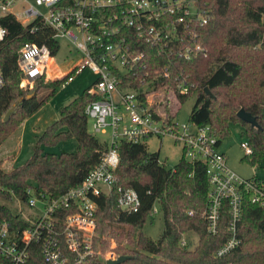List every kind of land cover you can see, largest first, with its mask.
<instances>
[{"label": "trees", "instance_id": "1", "mask_svg": "<svg viewBox=\"0 0 264 264\" xmlns=\"http://www.w3.org/2000/svg\"><path fill=\"white\" fill-rule=\"evenodd\" d=\"M202 2L209 11V20L200 30V41L206 52L185 59L160 52L144 42L140 49L146 51L147 67L139 68L140 72L130 79L134 86H142L153 79L157 89L165 90L164 108L172 117L185 100L195 94L189 120L200 125L210 124L219 144L230 133L231 123H241L242 135L252 148L245 159L253 165L260 164L264 158V0ZM0 22L7 29L0 42V68L5 77L0 90L1 145L23 120L56 94L65 77L46 80L41 76L33 88L25 89L21 85L23 72L17 63L19 49L26 42L45 43L55 55L60 42L53 37L52 28L40 19L25 25L9 14L2 16ZM34 25L37 27L32 30ZM172 61L189 75L193 86L188 93L175 89L176 68H171L169 77L162 74ZM206 86L212 94L206 92ZM89 88L62 106L59 117L37 135L33 154L25 163L8 171L3 169L0 160V220L7 219L11 229L21 231L29 224L12 204L18 199L25 203L28 188L32 187L39 195L59 197L81 184L102 160L108 145L88 129L86 106L99 98ZM42 89L48 91L39 94ZM171 94L176 96V103L169 98ZM11 107L14 111L5 121L4 116ZM242 107L256 117L260 127L239 117ZM69 138L77 140L75 151L56 153L44 148V145L58 144ZM205 168L203 160H189L185 154L169 167L160 160L158 152L148 149L146 143L122 139L113 187L95 197L98 202L96 244L104 252L109 248L105 236L116 239L118 244L113 250L118 255L132 256L120 264H264V206L252 202L247 192L237 222L236 236L241 244L218 255V250L233 235L229 205L227 201L223 203L217 231L210 232L207 218L209 184ZM120 187L136 190L140 197L138 210L121 208L118 202ZM156 204L163 214L164 227L154 239L144 232L143 226ZM73 211L64 208L59 216L63 219ZM190 232L197 238L190 237ZM185 233L188 242L182 244ZM2 261L4 258L0 256ZM101 263V256H93L83 264ZM24 264H51L44 258L39 241L30 242Z\"/></svg>", "mask_w": 264, "mask_h": 264}, {"label": "built area", "instance_id": "2", "mask_svg": "<svg viewBox=\"0 0 264 264\" xmlns=\"http://www.w3.org/2000/svg\"><path fill=\"white\" fill-rule=\"evenodd\" d=\"M15 6H21L25 19L13 10ZM9 14L25 25L40 19L52 28L54 38H66L82 53V59L65 72L55 64L47 44L26 42L17 59L23 72L21 85L31 87L41 76L46 80L65 77L61 84L64 87L84 68H90L96 79L89 91L99 98L89 102L85 112L93 131L108 135L104 139L108 146L100 163L78 186L59 197L39 195L30 187L25 203L17 200L25 205L27 211H19L29 224L17 231L11 229L7 219L0 220V256L4 258L0 264H24L34 239L41 243L43 256L51 264H83L93 256H101V264H106L107 259L116 258L114 251L104 253L96 244L95 197L113 187L121 140L146 143L153 136L169 135L182 145L187 159L205 162L210 232L216 233L223 203L227 201L233 235L218 255L241 244L236 232L244 194L250 193L252 202L264 206V182L256 177H242L228 164L210 124H179L178 113L172 117L164 108L165 90L157 89L153 79L142 86H134L130 79L140 72L139 68L147 67L146 51L140 49L144 42L160 52L185 59L206 52L200 30L209 20V11L202 0H0V18ZM6 34L7 29L0 22V42ZM172 67L176 68L175 89L188 93L193 83L174 61L165 66L162 74L169 77ZM4 84L0 68V90ZM157 95L161 97L155 100ZM169 98L176 103V96L171 94ZM241 144L246 153L252 152L247 138ZM118 202L136 211L140 197L135 189L120 187ZM64 208L74 211L62 219L59 213ZM187 242L185 233L181 243Z\"/></svg>", "mask_w": 264, "mask_h": 264}, {"label": "rangeland", "instance_id": "3", "mask_svg": "<svg viewBox=\"0 0 264 264\" xmlns=\"http://www.w3.org/2000/svg\"><path fill=\"white\" fill-rule=\"evenodd\" d=\"M33 3V0H30ZM43 9V8H41ZM19 14L21 19H25L26 15L21 13V6H15L13 9ZM60 48L54 55L55 64L62 71H69L76 63L82 59V53L71 44L66 38H59ZM96 79V74L90 68H84L81 72L74 76V79L70 81L66 86L60 87L56 94L49 99L36 113L29 116L25 121L23 120L20 125L11 133L12 135L7 138L0 146V160L2 158L3 169L7 170L10 166L20 165L26 162V160L33 154V146L43 129L56 120L60 115V109L65 104L69 103L76 96L80 95L83 90L90 85ZM25 89H31L33 86H25ZM48 89H42L39 94H43ZM161 95H157L156 99H160ZM165 97V96H164ZM196 101V95H190L182 104L178 114L177 120L179 124L189 123V118L193 106ZM25 121V122H24ZM88 129L90 132L96 134L100 139L104 140L108 135L101 133H95L91 126V121H88ZM243 126L241 123H231L230 133L223 138L222 143L225 147V152L228 156V164L242 177L250 178L254 174L261 179H264V158L260 164L253 165L248 159H245V149L242 147L241 141ZM19 134V135H18ZM17 137V141L12 145L11 142ZM148 149L152 152H158L159 158L162 162H165L167 166L173 167L183 156L184 150L181 144L175 143L173 138L169 135L158 138L156 136L149 137L146 140ZM44 148L49 152H63V151H75L77 148L76 138H69L61 141L58 144L44 145ZM9 156V157H8ZM5 158V159H4ZM11 170V169H10ZM12 204L19 210L22 208L25 212L27 209L22 203L13 201ZM156 211H153L144 223V232L157 239L164 227L163 214L159 209V205L156 204ZM190 237L197 238L195 233L190 232ZM109 242V248L106 251H114L118 242L110 236H105ZM116 253V252H115ZM117 254V253H116Z\"/></svg>", "mask_w": 264, "mask_h": 264}, {"label": "water", "instance_id": "4", "mask_svg": "<svg viewBox=\"0 0 264 264\" xmlns=\"http://www.w3.org/2000/svg\"><path fill=\"white\" fill-rule=\"evenodd\" d=\"M205 90L208 94H212L208 86L205 87ZM13 111H14V107H11L4 116L5 121H7L10 118ZM238 115L242 120L250 123L252 126L260 127L256 117L251 112L244 109L243 107L239 109ZM121 208L126 209V206L122 205ZM130 258H132L131 255L121 254V255H118L116 258L107 259L106 264H120Z\"/></svg>", "mask_w": 264, "mask_h": 264}, {"label": "crops", "instance_id": "5", "mask_svg": "<svg viewBox=\"0 0 264 264\" xmlns=\"http://www.w3.org/2000/svg\"><path fill=\"white\" fill-rule=\"evenodd\" d=\"M27 119H28V118H27ZM27 119H26V120H27ZM26 120H25V121H26ZM25 121H24V122H25ZM12 134H13V133H12ZM12 134H10V136H11ZM18 135H19V134H18ZM10 136H9V137H10ZM9 137H8V138H9ZM17 139H18V138L15 137V138L13 139V141L11 142V144L13 145V144L17 141ZM2 144H3V143H2ZM2 144H1V145H2ZM1 145H0V146H1ZM220 149H221L222 151L225 152V147H224V144H223V143L220 144ZM225 153H226V152H225ZM226 155H227V154H226ZM8 157H9V156H8ZM4 159H5V158H4ZM227 159H228V156H227ZM3 162H4V160H3V158H2V165H3ZM14 167H15V166L12 165V166H10L7 170L9 171L10 169H12V168H14ZM254 175H255V174H254ZM255 176H256V175H255Z\"/></svg>", "mask_w": 264, "mask_h": 264}]
</instances>
